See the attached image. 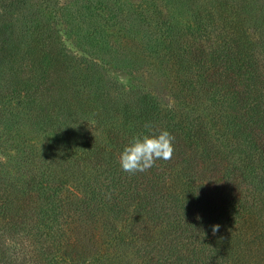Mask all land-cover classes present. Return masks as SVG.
Masks as SVG:
<instances>
[{"label": "trees", "instance_id": "obj_1", "mask_svg": "<svg viewBox=\"0 0 264 264\" xmlns=\"http://www.w3.org/2000/svg\"><path fill=\"white\" fill-rule=\"evenodd\" d=\"M8 28L0 264H264V0H6ZM146 124L173 158L126 173Z\"/></svg>", "mask_w": 264, "mask_h": 264}, {"label": "clouds", "instance_id": "obj_2", "mask_svg": "<svg viewBox=\"0 0 264 264\" xmlns=\"http://www.w3.org/2000/svg\"><path fill=\"white\" fill-rule=\"evenodd\" d=\"M145 128L149 134H137L125 145L120 154L121 169L129 174L144 173L155 167L157 161H168L173 158L175 137L168 130H153L151 125ZM220 225L213 226V234L219 231Z\"/></svg>", "mask_w": 264, "mask_h": 264}, {"label": "rangeland", "instance_id": "obj_3", "mask_svg": "<svg viewBox=\"0 0 264 264\" xmlns=\"http://www.w3.org/2000/svg\"><path fill=\"white\" fill-rule=\"evenodd\" d=\"M6 0H0V2H4ZM28 2L30 0H27ZM51 0H31L32 4H40L41 2L46 3V2H50ZM9 4V2H7ZM66 14V12H65ZM64 18H67V16L65 15ZM79 17H75L74 21L77 22ZM9 24L11 23H16L18 24V20L17 21H13V22H8ZM16 32L14 30L11 29H4L1 33H0V60L2 58H5L7 60V62L9 61V64H7V66H18L19 64H17L18 61V57H17V53L15 52L16 50L13 49V52H7L5 51V49L7 48V46L10 44H17L16 43V36H15ZM62 40H54L53 42H51V45L47 50V53L49 54V65L48 66H62V57H61V52L63 48V52L64 53H80V51L78 50V46L76 45V39L74 40V38L72 36H68L67 34H62ZM5 46V47H4ZM12 47H16L15 45H10ZM4 48V49H3ZM34 56H35V64L34 66H42L41 63V55L40 53L35 50L34 52ZM76 62V61H75ZM77 63V62H76ZM112 77L114 78V80H116L117 82H120L121 84H124L126 86L130 85L131 82V77L129 75H127L126 73H112Z\"/></svg>", "mask_w": 264, "mask_h": 264}]
</instances>
